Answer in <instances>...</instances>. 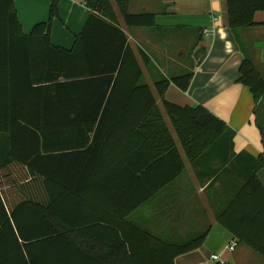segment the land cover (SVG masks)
Segmentation results:
<instances>
[{"label": "trees", "instance_id": "16d2710c", "mask_svg": "<svg viewBox=\"0 0 264 264\" xmlns=\"http://www.w3.org/2000/svg\"><path fill=\"white\" fill-rule=\"evenodd\" d=\"M60 1L26 36L14 0H0V264H175L208 233L168 244L129 219L185 169L157 98L111 0H82L91 15L70 50L51 40ZM114 1L128 28L157 26L154 13L131 14L130 0ZM227 6L235 33L264 12V0ZM240 47L239 82L258 104L264 77ZM193 77L158 80L155 92L198 178L209 157L221 165L214 177L238 183L217 221L264 258V157L234 156L225 122L166 99L171 85L186 92Z\"/></svg>", "mask_w": 264, "mask_h": 264}, {"label": "crops", "instance_id": "0c3cea01", "mask_svg": "<svg viewBox=\"0 0 264 264\" xmlns=\"http://www.w3.org/2000/svg\"><path fill=\"white\" fill-rule=\"evenodd\" d=\"M111 2L142 68L143 82L152 88L185 166L176 180L129 219L168 244H183L208 233L200 248L177 257L175 264H218L213 256L224 264H264L252 253L255 251L238 243L217 221L238 183L221 173L214 177L213 170L221 165L217 160L211 163L209 157L201 165L207 177L198 178L155 92L158 80L194 72L188 91L171 85L166 99L182 107L203 106L225 122L234 134V156L248 153L257 159L264 157V97L256 104L249 87L239 82L244 59L240 42L264 77V12L256 14L257 26L235 33L229 24L227 0H130L131 14L154 13L157 22L155 28L131 29L116 2ZM51 3L14 0L24 35L29 36L36 24L49 21ZM90 15L82 0H61L59 16L52 22L53 45L70 50ZM142 55L149 58L148 65ZM259 108L261 115L256 113ZM257 176L264 186V166ZM234 241L237 248L230 252Z\"/></svg>", "mask_w": 264, "mask_h": 264}, {"label": "built area", "instance_id": "2783aa9c", "mask_svg": "<svg viewBox=\"0 0 264 264\" xmlns=\"http://www.w3.org/2000/svg\"><path fill=\"white\" fill-rule=\"evenodd\" d=\"M236 248H237V242L234 241V242L229 246L228 249H229L230 252H234V251L236 250ZM212 259H213V261L218 262V264H224V263H221V262L219 261L218 256H213Z\"/></svg>", "mask_w": 264, "mask_h": 264}, {"label": "rangeland", "instance_id": "374dc122", "mask_svg": "<svg viewBox=\"0 0 264 264\" xmlns=\"http://www.w3.org/2000/svg\"><path fill=\"white\" fill-rule=\"evenodd\" d=\"M237 32L239 31V29H237L236 30ZM243 46H244V43L243 42H240ZM260 109V108H259ZM257 110L256 111V113L257 114H259V115H261V112H262V109H260V110ZM164 115L166 116V114L164 113ZM166 118H168L167 116H166ZM255 256H257L258 258H260L261 260H262V262H264V258L261 256V255H259V254H257V253H254V252H252Z\"/></svg>", "mask_w": 264, "mask_h": 264}]
</instances>
